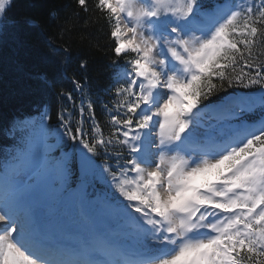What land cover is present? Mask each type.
Instances as JSON below:
<instances>
[{"label":"snow or ice","instance_id":"1","mask_svg":"<svg viewBox=\"0 0 264 264\" xmlns=\"http://www.w3.org/2000/svg\"><path fill=\"white\" fill-rule=\"evenodd\" d=\"M76 4L105 22L112 83L93 98L87 57L68 75L71 29L44 37L50 101L13 123L22 135L0 162V264H264V0ZM76 159L81 205L106 185L87 203L116 229L44 212L36 189L63 188Z\"/></svg>","mask_w":264,"mask_h":264},{"label":"trees","instance_id":"2","mask_svg":"<svg viewBox=\"0 0 264 264\" xmlns=\"http://www.w3.org/2000/svg\"><path fill=\"white\" fill-rule=\"evenodd\" d=\"M222 1L201 0V4L205 10H211ZM94 2L90 0L91 4ZM53 12L57 13L58 19L52 17ZM76 13H79L78 17ZM26 19L37 21L39 28L25 23ZM4 24L6 26L0 27V162L14 152L22 135L20 130L13 128V123L38 115L41 99L50 101V96L42 93L40 73L48 67L49 50L44 37H56L59 34L57 25L71 29L64 35V40L72 49L68 75L73 71L84 75L77 69V62L81 57H87L86 75L92 97L107 98L106 89L112 83V70L109 67L111 53L108 48L111 40L105 22L98 19L94 12L84 13L76 0H12ZM240 91L243 90L237 89V92ZM97 116L102 122H107V114L99 109ZM247 118L249 121L255 120L258 114ZM63 150L71 152L68 146H64ZM73 163V176L67 185L61 189L59 185H54L49 195L60 196L79 182L78 159ZM98 188L108 189L97 181L88 187L90 199L98 194L104 196L98 192Z\"/></svg>","mask_w":264,"mask_h":264},{"label":"rangeland","instance_id":"3","mask_svg":"<svg viewBox=\"0 0 264 264\" xmlns=\"http://www.w3.org/2000/svg\"><path fill=\"white\" fill-rule=\"evenodd\" d=\"M49 185L50 183H41L40 186L36 189V197L38 201H41V198H39V196L45 195L46 189L49 187ZM81 196L82 192L79 184H77L75 188L68 191L58 202L50 204L47 208L42 206V208L45 213L50 210L59 223L69 226H73V221H80L82 219V212L86 215L93 216L98 224H108L109 226L113 225V227L119 224V221L115 219L108 220L104 215H102L100 213L99 205L96 206L98 216L95 218L89 208L86 197L84 198L85 203L81 205Z\"/></svg>","mask_w":264,"mask_h":264},{"label":"bare ground","instance_id":"4","mask_svg":"<svg viewBox=\"0 0 264 264\" xmlns=\"http://www.w3.org/2000/svg\"><path fill=\"white\" fill-rule=\"evenodd\" d=\"M25 179H27V178H25Z\"/></svg>","mask_w":264,"mask_h":264}]
</instances>
